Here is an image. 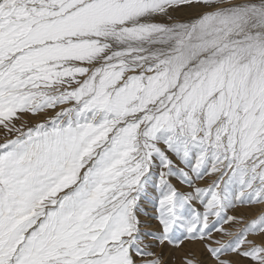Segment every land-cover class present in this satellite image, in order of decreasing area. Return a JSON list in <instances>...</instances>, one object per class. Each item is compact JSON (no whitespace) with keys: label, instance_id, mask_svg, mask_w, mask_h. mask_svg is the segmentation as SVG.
Instances as JSON below:
<instances>
[{"label":"snow or ice","instance_id":"6c2138e0","mask_svg":"<svg viewBox=\"0 0 264 264\" xmlns=\"http://www.w3.org/2000/svg\"><path fill=\"white\" fill-rule=\"evenodd\" d=\"M0 130V264H264V0H0Z\"/></svg>","mask_w":264,"mask_h":264},{"label":"rangeland","instance_id":"374dc122","mask_svg":"<svg viewBox=\"0 0 264 264\" xmlns=\"http://www.w3.org/2000/svg\"><path fill=\"white\" fill-rule=\"evenodd\" d=\"M33 122H35V121H33ZM3 140H4V133H3V130H0V142H3ZM241 211L245 214V215H247L249 218L251 217V215H253L254 213H255V211H250V212H248V209H241ZM232 214H235V213H232Z\"/></svg>","mask_w":264,"mask_h":264},{"label":"bare ground","instance_id":"6f19581e","mask_svg":"<svg viewBox=\"0 0 264 264\" xmlns=\"http://www.w3.org/2000/svg\"><path fill=\"white\" fill-rule=\"evenodd\" d=\"M251 211H256V210H251ZM248 212L250 211L248 210ZM235 214H244V213L241 211V209H238L237 212H235Z\"/></svg>","mask_w":264,"mask_h":264}]
</instances>
